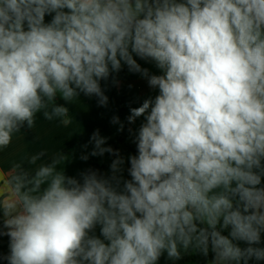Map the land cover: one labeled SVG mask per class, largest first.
Wrapping results in <instances>:
<instances>
[{
    "label": "clouds",
    "instance_id": "9594fccd",
    "mask_svg": "<svg viewBox=\"0 0 264 264\" xmlns=\"http://www.w3.org/2000/svg\"><path fill=\"white\" fill-rule=\"evenodd\" d=\"M124 66L157 91L126 118H144L129 130L128 178L98 129L80 159L114 156L108 174L68 175L63 151L14 164L0 191V260L264 261V0H0V151L38 113L67 123L57 97L106 107L101 82Z\"/></svg>",
    "mask_w": 264,
    "mask_h": 264
},
{
    "label": "crops",
    "instance_id": "0c3cea01",
    "mask_svg": "<svg viewBox=\"0 0 264 264\" xmlns=\"http://www.w3.org/2000/svg\"><path fill=\"white\" fill-rule=\"evenodd\" d=\"M138 63L143 68H148L150 73H159V70L151 62L141 60ZM111 79L107 82H101L105 94L109 97V103L106 107L98 106L95 97H86L83 94L69 105L57 97L56 102L58 104L69 107L67 123H62L59 120L48 121L44 119L41 113H38L33 129L30 130L25 127L9 148L0 151V191L6 189V180L10 178V174L13 172V165L20 162L26 163L27 157L40 151H45L49 157L62 151L68 154L66 160H71L66 166L68 175H77L80 171L90 168L91 162L103 163L110 158L109 154H105L103 157L90 156L87 161H82L80 156L91 152L93 145L89 143V139L95 130L98 129L102 136L107 137V141L117 137L124 130V128L123 130H118L119 125L111 123L113 116H119L120 121L125 127V121L121 114L112 108L110 104ZM156 94L157 91L150 89L146 79L142 78L138 73H130L118 81V101L127 111L132 107H139L144 99L149 96L154 97ZM143 122V117L137 118L135 123L132 124L131 130L135 132ZM128 142L133 143L131 134L128 137ZM85 145H87V148H85ZM135 153L122 155L126 160L124 166L125 172L123 174L125 178H128L126 171L128 166L127 157ZM108 173L109 168L104 174ZM8 252V238L0 237V255L7 256ZM195 254L200 255L199 253H192L190 251L184 254L183 257ZM177 262L168 260L165 254L161 257L158 264H176ZM0 264H7V261L0 260ZM186 264L200 263L188 262ZM250 264H264V261H250Z\"/></svg>",
    "mask_w": 264,
    "mask_h": 264
},
{
    "label": "trees",
    "instance_id": "16d2710c",
    "mask_svg": "<svg viewBox=\"0 0 264 264\" xmlns=\"http://www.w3.org/2000/svg\"><path fill=\"white\" fill-rule=\"evenodd\" d=\"M137 62L141 61L138 57H136ZM131 72L127 69V66H125L119 73L113 74L115 83L113 82V79H111V96H110V104L112 108H114L116 111H118L122 118L125 121V127L121 134H119L117 137L107 141L105 146H111L113 149H118L121 155L136 152V147L134 143L128 142V137L130 135V129L132 128V124H129L127 122V117L130 114L129 111H127L118 101V81L122 77H126ZM114 156H110V158L103 162V163H90V168L93 170L98 169L101 173H105L106 170L109 168V165L114 159ZM226 234V233H225ZM212 254L210 253L207 258L203 257L202 255H187L182 257L181 260H179L176 264H186L188 262H196L200 264H207V261L211 260Z\"/></svg>",
    "mask_w": 264,
    "mask_h": 264
}]
</instances>
